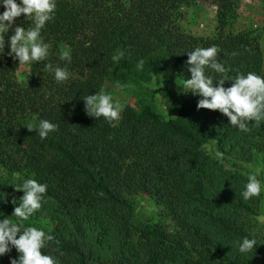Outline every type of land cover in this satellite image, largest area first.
I'll use <instances>...</instances> for the list:
<instances>
[{"label":"trees","instance_id":"1","mask_svg":"<svg viewBox=\"0 0 264 264\" xmlns=\"http://www.w3.org/2000/svg\"><path fill=\"white\" fill-rule=\"evenodd\" d=\"M197 1L217 7L213 37L186 34L178 23L181 7ZM239 2L57 0L55 18L42 35L51 45L48 62L67 65L71 78L58 84L40 61L19 81V62L0 57V165L9 175H22L11 188L1 180L6 202L0 201V218L11 216L23 196L15 186L33 178L48 185L47 203L24 224L54 237L42 252L57 264H264V238L252 230L262 195L247 202L240 195L248 179L242 162L259 160L264 169V121L250 122V131L242 132L218 111L197 110L199 97L184 92L171 109L175 117L144 102L127 105L118 122L88 116L82 100L115 72L122 80L149 82L169 61L187 79L185 53L197 47L216 46L230 78L264 76L256 38L226 33ZM17 25L28 28L32 21L22 15L13 29ZM64 50H70V64L59 59ZM117 51L125 53L118 64L111 59ZM42 119L58 125L44 140L26 127ZM208 144L227 163L209 153ZM122 154L135 167L131 177ZM124 190L153 197L158 216L138 215ZM245 236H255L258 245L240 254L235 241ZM17 257L13 249L0 258Z\"/></svg>","mask_w":264,"mask_h":264},{"label":"clouds","instance_id":"2","mask_svg":"<svg viewBox=\"0 0 264 264\" xmlns=\"http://www.w3.org/2000/svg\"><path fill=\"white\" fill-rule=\"evenodd\" d=\"M0 7L4 9L0 13V57L7 55L18 61V66L29 67L33 63L45 62L44 68L51 72L55 81L63 83L71 78V72L67 65L60 67L48 62L51 45L45 41L42 30L46 24L55 18L57 0H0ZM23 15L25 21H32L31 27L13 26L17 18ZM10 30L13 34L8 36ZM8 36L7 43L5 37ZM7 48V52H6ZM219 49L216 46L208 48L197 47L187 52V71L190 77L183 80L182 91L199 97L197 110L208 109L218 111L227 117L231 126L237 127L242 132L250 131L249 123L259 124L264 121V76L254 72L237 73L234 78L225 75L229 69L217 60ZM125 53L117 51L111 59L119 63ZM61 61L71 63L70 50H64L59 54ZM144 60L136 64V69L142 71ZM213 73L216 75L214 76ZM231 81V85L225 87V82ZM114 87L122 90L125 85L119 81ZM88 116L95 119L103 117L106 121H118L121 118L123 106L114 101L113 95L104 89L89 94L82 99ZM29 131H36L41 140L46 139L50 133L58 130V125L42 119L38 125L26 126ZM16 191H22L18 206L9 217L17 218L13 222L9 217L0 218V257L13 251L18 253L17 258H10V264H57L50 255L44 254L42 249L47 246L54 237L48 235L42 228L25 226L28 221L45 203L48 185L38 182L36 179L27 178ZM262 190V184L258 179V171L250 174L243 190L240 192L242 199L247 202L258 197ZM2 194V193H0ZM0 201H5V194ZM12 203L17 205L13 199ZM231 248L232 243H229ZM258 245L255 236H245L242 240L235 241V247L240 254L252 252Z\"/></svg>","mask_w":264,"mask_h":264},{"label":"rangeland","instance_id":"3","mask_svg":"<svg viewBox=\"0 0 264 264\" xmlns=\"http://www.w3.org/2000/svg\"><path fill=\"white\" fill-rule=\"evenodd\" d=\"M238 17L226 33L246 32L252 38H256L259 43V58L264 71V1L263 0H240L238 7ZM178 23L183 32L199 37H213L217 32V7L215 5L197 1L181 7L178 15ZM30 71V66L25 68L19 66L17 77L19 81H24ZM119 81L125 87L120 90L114 87L115 82ZM183 79L177 76L174 62L169 61L160 75L153 76L149 82H136L134 79L122 80L116 72L105 80L103 89L113 95L114 101L120 103L123 109L127 105H137L148 102L161 114L175 117L171 110L179 100L182 91ZM122 114V113H121ZM119 121V120H118ZM113 121V122H118ZM207 151L214 157L227 163L225 155L221 154L214 144L206 146ZM126 177H131L135 173L131 157L126 154L120 156ZM243 170L248 177L258 171V179L262 184V202L260 214L252 218V230L258 232L264 238V169L259 160L242 162ZM22 175H9L0 165V184L1 180L7 181L9 188L14 186ZM123 196L134 203L138 215L147 217H157L160 206L156 200L146 195L144 192L135 193L124 190ZM171 224H173L171 222ZM0 264H10L0 258Z\"/></svg>","mask_w":264,"mask_h":264}]
</instances>
